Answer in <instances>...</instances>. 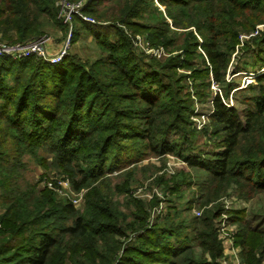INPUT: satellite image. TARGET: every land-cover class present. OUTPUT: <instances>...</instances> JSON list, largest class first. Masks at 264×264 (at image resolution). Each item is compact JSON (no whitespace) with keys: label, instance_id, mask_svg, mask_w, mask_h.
I'll list each match as a JSON object with an SVG mask.
<instances>
[{"label":"trees","instance_id":"trees-1","mask_svg":"<svg viewBox=\"0 0 264 264\" xmlns=\"http://www.w3.org/2000/svg\"><path fill=\"white\" fill-rule=\"evenodd\" d=\"M107 1L88 0L80 11L91 16L98 25V21L104 18L101 6ZM139 1L134 0L121 11V21L139 14ZM223 1H162L168 17L175 15L168 6H176L180 8L179 14L191 16V24L195 25L196 34L202 39L199 43L189 32L192 39L185 44L199 48L201 62L211 65L212 79L218 84L227 83L223 74L236 42V38L225 29V19L219 17L220 13H225L226 2ZM226 1L235 5L238 0ZM55 2L0 0V30L6 35L3 38L30 41L44 34L41 19L57 21ZM251 4L252 8L262 6L264 9V0H239L237 6L247 10ZM75 18L82 25L86 24L77 16ZM150 28L155 30L157 27L151 25ZM156 30L153 40L166 44L165 39L162 40L164 32ZM108 32L115 33V29ZM226 33L231 37L229 44L224 43ZM117 35L124 41L128 40L120 32ZM94 37L108 51L107 57L98 62L100 70L97 72L86 67L87 64L75 55L70 58V63L59 62L56 65L40 60L31 65L30 57L16 60L0 57V192L3 201L0 211V264H178L179 261L214 264L222 255L221 241L213 221L221 213L220 207L205 210L202 217H191L186 226L173 221L170 212L163 222L147 228L149 211L139 205L141 217L123 224L124 217L119 220L120 213L107 200L102 185V189L88 190L85 210L80 212L71 201L58 198L51 189L30 186L24 180L22 157L25 153L37 157L36 151L40 149L51 154L55 167L64 166L67 171L76 170L82 174L81 181L71 182L72 188L77 190L96 179L87 173V169L96 174H104L107 168L111 170L117 161L116 155L113 161L109 160L118 153L121 140L130 139L135 133L152 152H176L189 166L202 172L206 181L201 180L198 184L205 187L207 195L211 190H218L212 189L213 183L223 192L228 187L236 188L237 194L244 193V188L264 190V71L254 77L256 85L250 86L256 92L253 96L255 103L243 111L241 109V112L223 100L230 88L224 90L225 97L221 91L208 97L210 111L207 117L217 124L212 134L223 132V149L207 152L199 159L200 155L190 151L193 148L186 145L196 133L186 120L187 107L180 104L170 83L154 84L150 73L143 75L140 68L143 63L135 61V57L130 59L129 51L123 50V43H108L106 38L101 40L102 36L96 33ZM153 85L157 86L156 90ZM163 95L168 97L167 101H161ZM172 134L180 135L181 142H171ZM177 145L184 151H176ZM238 150L241 155L236 154ZM81 157L99 162V165L94 163L83 168L78 163ZM108 161L105 168L103 164ZM236 164L240 165L238 170L229 169L230 165L236 167ZM20 181L26 183L24 188L20 187ZM182 182L175 181L170 186L173 193ZM185 182L190 184L192 179ZM202 195L203 191L199 190L196 198L201 199ZM171 209L173 213L177 212L174 207ZM241 217L231 214L229 220L239 223L235 240L243 248V262L261 264L264 227L243 225ZM187 226L191 228L181 238V232ZM128 228L138 230V245L122 249L121 242L115 237L116 234L120 237L125 235ZM172 235L176 237L175 241L170 239ZM249 235L261 238L263 247H249L247 251L245 244ZM190 241H198L210 258L194 259ZM119 249H122L120 254ZM257 254L259 256L256 257Z\"/></svg>","mask_w":264,"mask_h":264},{"label":"rangeland","instance_id":"rangeland-1","mask_svg":"<svg viewBox=\"0 0 264 264\" xmlns=\"http://www.w3.org/2000/svg\"><path fill=\"white\" fill-rule=\"evenodd\" d=\"M87 1L56 0L57 21L42 18L41 28L44 34L35 37L42 40L43 52L49 56L47 58L57 55L61 50H64V54L56 62L48 61L47 58L37 53L24 56L30 57V64L35 65L38 60L50 65H56L59 62L70 63V58L75 55L79 61L87 64L86 67L93 68L97 72L100 70L98 62L107 57L108 51L102 48L101 42L96 41L94 34L102 36L101 40L106 38L105 41L108 43H123V50L130 53L129 58L135 57V61L143 63L140 65L143 75L150 73V79L154 81V84L170 83L171 89L176 91L175 96L181 101L180 104L187 107L186 120L190 122L193 131L196 132L189 139L190 142L186 143L187 146L193 148L190 151L199 154V159H202L207 152L222 151L221 139L223 132H218L216 135L212 134L217 124L207 117L210 111V104L207 99L215 93L219 94L220 91L225 97L224 90L227 91L230 88L229 93H227L228 96L223 100L228 106L234 107L235 111L241 112V109L243 111V109H247L246 107L249 104L255 103L253 96L255 97L256 92L252 91L250 86L256 85L257 81L254 77L264 71L263 7L256 6L252 8L253 4H251L247 10H241L237 6L239 0L235 2V5H229L226 0L223 1L226 2L224 4L225 13H220L219 17L225 19L227 23L225 29L234 36V39L236 38V42L229 55L228 66L223 74V79L227 83L218 84L212 79L211 65L208 62L203 65L201 62L199 48L185 44V41L186 43L188 40L190 42L192 37L200 43L202 36L196 34L195 25L191 24L193 23L191 16L179 14L181 13L180 8L168 6V9L175 14L168 17L165 6L162 4L164 0H141V4H138L141 10L139 14L121 21L120 19L123 17L121 11L132 4L134 0H109L101 6L104 18L98 21L99 24L96 25V21L91 16L80 11V8ZM240 1L244 2L245 0ZM139 2L138 0L137 3ZM72 8L73 10H71ZM76 16L85 21L86 24L82 25L75 18ZM173 21L181 25L177 26ZM151 25L157 28L155 30L151 29ZM111 28L115 29V33L108 32ZM156 29L160 30L161 33L164 32L162 40L165 39L166 44L153 40V36L157 33ZM117 32L122 33V36H125L128 40L124 41L121 36L117 35ZM189 32H192V37ZM4 36H6L5 33L0 30V44L15 45L27 42L26 40L5 39ZM73 37H75V40ZM230 38L229 34L226 33L224 43H231ZM183 48L188 52H185ZM156 49H159L160 53ZM2 57L9 60L19 58ZM229 81H232L233 84L231 85ZM156 87V85H153L155 90ZM166 99L168 97L163 95L161 101H167ZM170 103L174 104V102ZM121 141L122 146L117 150L118 153L113 154L109 160L113 161L116 155L117 161L111 166L112 169L107 168L104 174L92 173L90 169H87V173L96 179L90 180L91 182H87L88 185L81 186L77 190L72 188L71 182L73 180L81 181L83 179L82 174L77 173L76 170L74 172L72 170L67 171L64 166L55 167L52 162V155L41 149L36 151L37 157L29 153L23 155L22 161L25 163L22 166L24 180L37 189L48 188L46 182H54L57 188L51 189L54 194L60 199L74 200L73 205L80 212L85 210L88 190L99 189L102 185L105 187L107 200H110L111 206L115 207L120 213L119 220L122 221L124 217L123 224L131 223L134 219L141 217V211L138 207L143 205V209L149 211L146 220L147 228L156 222H163V219L170 212L173 221L181 224L185 223L186 226L191 217H202L205 210L216 207H220L224 214H227V219L230 218L231 214H238L242 216L240 219L241 224H246L249 227H264V190L244 188V193L237 194L236 188L228 187L223 192L222 188H216V184L213 183L212 186L215 188L212 189L218 190H211L207 195L208 191L204 189L205 187H200L198 184L201 180L202 182L206 181L203 179L204 174L201 175L202 172H198L196 168L189 166L176 152L154 153L149 150L142 139L138 140L135 133L132 138L126 137ZM170 141L176 142V144L180 143L181 136L172 134L170 135ZM175 149L180 151L181 148L177 145ZM181 151L184 150L181 149ZM240 153L241 151L238 150L236 154L241 155ZM237 157L243 158L245 156ZM109 161L103 164L105 168L108 167ZM78 163L83 168L94 163L96 166L99 165V162H93L91 159L87 160L84 157L79 158ZM239 166V164H236V167L230 165L229 169L238 170ZM241 169H245V167ZM188 178L192 179L190 184L185 182ZM175 181L183 182L178 190L173 193L170 186H173ZM19 183L20 187H25L26 183L24 181ZM199 190L203 191L201 199L196 198ZM1 198L0 192V211L3 203ZM154 200L157 201L153 203ZM172 207L178 213H173ZM196 211L200 213L196 214ZM115 217L118 219V215ZM222 218L219 213L213 220L218 239L217 226ZM226 227L234 233L233 240L231 238L233 242L232 245L222 242L223 253L215 260L214 264H219L220 261H222V264H244L243 248L235 240L239 223H233L229 220ZM190 228L187 226L182 230L181 238H184L182 235L185 236V232L188 233ZM124 234L121 237L116 234L115 237L121 242L122 249L128 245H138L137 236L139 232L137 229L128 228ZM220 235L225 238L223 233L220 232ZM170 239L175 241L176 237L172 235ZM262 242L261 238L249 235L245 244L247 251H249V247L262 246ZM190 244L192 245L191 255L194 259L198 261L210 258L209 253L203 250L198 241H190ZM122 249H119L118 254L121 253ZM233 251L234 254H232ZM257 256L259 255L257 254ZM261 260V264H264V258ZM178 264L187 263L179 261Z\"/></svg>","mask_w":264,"mask_h":264},{"label":"built area","instance_id":"built-area-1","mask_svg":"<svg viewBox=\"0 0 264 264\" xmlns=\"http://www.w3.org/2000/svg\"><path fill=\"white\" fill-rule=\"evenodd\" d=\"M73 10V8L71 9ZM43 42L41 39H32L30 41H27L26 43H19V44H15V45H6V44H0V57L2 56H11V57H24V56H28L32 53H37L38 55H41L44 58L49 57L48 55H45V53L43 52ZM158 51V53H160L159 49H156ZM153 51V50H152ZM64 54V50H61L60 53H58L57 55H53V57L47 58L48 61H54L56 62L57 60H59ZM63 179V178H62ZM65 180V179H63ZM62 185V183H61ZM46 186L52 190L57 189L54 185V182L48 181L46 182ZM59 186V185H57ZM71 203H74V200H70ZM224 209V208H223ZM199 211H196V214H199ZM222 215V220H219V224L217 226V232L219 235V239L221 241V245L222 242H227L229 245H232V240H233V235L234 233L232 232L231 229H229L228 227H226V223L227 221H229V219H227V214H224L223 211H221L220 213ZM227 217V218H226ZM226 218V219H224ZM226 230V231H225ZM220 232L224 234L225 238H222L220 235ZM232 238V240H231ZM224 244V243H223ZM223 253V252H222ZM234 254V251L233 253ZM219 264H222V261H220ZM238 264V263H236Z\"/></svg>","mask_w":264,"mask_h":264}]
</instances>
